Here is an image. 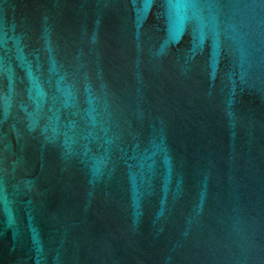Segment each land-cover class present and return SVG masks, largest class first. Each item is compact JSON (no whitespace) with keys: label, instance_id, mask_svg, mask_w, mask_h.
I'll use <instances>...</instances> for the list:
<instances>
[{"label":"water","instance_id":"water-1","mask_svg":"<svg viewBox=\"0 0 264 264\" xmlns=\"http://www.w3.org/2000/svg\"><path fill=\"white\" fill-rule=\"evenodd\" d=\"M0 264H264V0H0Z\"/></svg>","mask_w":264,"mask_h":264}]
</instances>
